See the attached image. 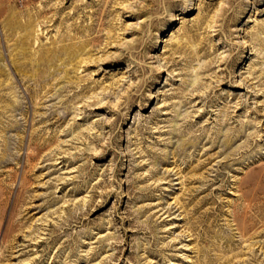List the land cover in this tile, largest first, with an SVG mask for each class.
Instances as JSON below:
<instances>
[{"label": "rangeland", "instance_id": "obj_1", "mask_svg": "<svg viewBox=\"0 0 264 264\" xmlns=\"http://www.w3.org/2000/svg\"><path fill=\"white\" fill-rule=\"evenodd\" d=\"M0 264H264V0H0Z\"/></svg>", "mask_w": 264, "mask_h": 264}, {"label": "bare ground", "instance_id": "obj_2", "mask_svg": "<svg viewBox=\"0 0 264 264\" xmlns=\"http://www.w3.org/2000/svg\"><path fill=\"white\" fill-rule=\"evenodd\" d=\"M50 52V51H49ZM48 51L47 52H45V53H49ZM46 55V54H45ZM52 55V54H51ZM67 55V54H66ZM48 56V55H47ZM47 56H46V58H47ZM51 57V56H50ZM41 59H42V57H41ZM50 59V58H49ZM43 60V59H42ZM51 60V59H50ZM49 61V60H48Z\"/></svg>", "mask_w": 264, "mask_h": 264}]
</instances>
